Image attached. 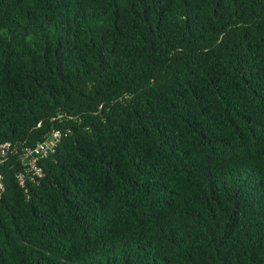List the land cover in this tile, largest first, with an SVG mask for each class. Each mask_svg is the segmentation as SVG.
I'll use <instances>...</instances> for the list:
<instances>
[{
    "label": "trees",
    "instance_id": "obj_1",
    "mask_svg": "<svg viewBox=\"0 0 264 264\" xmlns=\"http://www.w3.org/2000/svg\"><path fill=\"white\" fill-rule=\"evenodd\" d=\"M5 142L0 264H264V0H0Z\"/></svg>",
    "mask_w": 264,
    "mask_h": 264
},
{
    "label": "built area",
    "instance_id": "obj_2",
    "mask_svg": "<svg viewBox=\"0 0 264 264\" xmlns=\"http://www.w3.org/2000/svg\"><path fill=\"white\" fill-rule=\"evenodd\" d=\"M61 142V133L59 131H52L51 134L43 141L37 144L34 147H26L20 153V156L27 160L30 169L37 174H41V168L38 165V162L41 158L48 156L50 153L56 150V147ZM11 143L5 142L0 144V197L6 190L4 175L2 172L1 165L7 154L9 153ZM21 180H24V177L21 175Z\"/></svg>",
    "mask_w": 264,
    "mask_h": 264
}]
</instances>
